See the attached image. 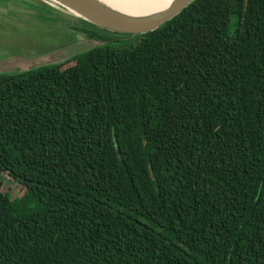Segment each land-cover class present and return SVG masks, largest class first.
<instances>
[{"label": "trees", "instance_id": "16d2710c", "mask_svg": "<svg viewBox=\"0 0 264 264\" xmlns=\"http://www.w3.org/2000/svg\"><path fill=\"white\" fill-rule=\"evenodd\" d=\"M128 41L0 74V264H264V0Z\"/></svg>", "mask_w": 264, "mask_h": 264}, {"label": "rangeland", "instance_id": "374dc122", "mask_svg": "<svg viewBox=\"0 0 264 264\" xmlns=\"http://www.w3.org/2000/svg\"><path fill=\"white\" fill-rule=\"evenodd\" d=\"M29 3L41 7L42 10L27 7ZM80 31H91L109 40L124 38L95 29L46 0H0V61H3L0 63V71L8 75L21 72V68L26 66L25 63H21L17 58L8 60L9 58L39 59L38 56L68 45L72 34H76L77 39H84L86 36ZM125 41L129 42L122 40L109 45L122 44ZM52 58L54 57L48 55L42 61ZM0 177L3 180L2 192L7 191L13 197L22 191L20 186L10 179L2 174Z\"/></svg>", "mask_w": 264, "mask_h": 264}, {"label": "water", "instance_id": "95a60500", "mask_svg": "<svg viewBox=\"0 0 264 264\" xmlns=\"http://www.w3.org/2000/svg\"><path fill=\"white\" fill-rule=\"evenodd\" d=\"M46 1H49L51 4L59 8H62L66 12L78 18L80 21L86 22L95 29L106 33L123 36L124 38L121 40L117 38L109 40L105 39L104 37L98 36L91 31H80L86 37L84 39H77L76 34L71 33L73 36L68 45L59 49H55L45 55L38 56L39 59L37 57L9 58L8 60L17 58L21 63H25L26 65L25 67L21 68V72H15L24 73L43 66L64 63L77 55L90 51L93 48L101 47L110 43H114L116 41L130 40L145 33L152 32L156 30L160 25L179 14L181 10L186 8L194 0H171L167 7L157 15H152L136 20L116 18L112 15H109L90 0ZM28 5H30L31 8H36V10H42L41 7H38L33 3H29ZM48 55L53 56L54 58L48 61H42L44 57ZM1 62L3 61H0V63ZM0 74L7 73L0 71Z\"/></svg>", "mask_w": 264, "mask_h": 264}, {"label": "bare ground", "instance_id": "6f19581e", "mask_svg": "<svg viewBox=\"0 0 264 264\" xmlns=\"http://www.w3.org/2000/svg\"><path fill=\"white\" fill-rule=\"evenodd\" d=\"M116 18L136 20L157 15L171 0H90Z\"/></svg>", "mask_w": 264, "mask_h": 264}]
</instances>
